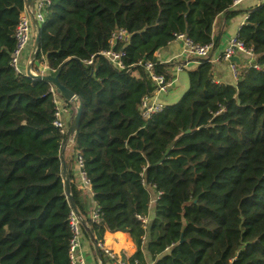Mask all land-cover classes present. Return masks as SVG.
<instances>
[{"label":"trees","instance_id":"16d2710c","mask_svg":"<svg viewBox=\"0 0 264 264\" xmlns=\"http://www.w3.org/2000/svg\"><path fill=\"white\" fill-rule=\"evenodd\" d=\"M235 1L50 0L45 12L37 60L52 76L61 70L60 83L82 102L74 151L100 221L85 209L80 182L71 194L98 243L106 232L131 236L130 264H264V3L247 10L237 33L254 59L240 62L235 85L216 83L214 63L200 60L184 69L188 87L178 101L141 116L154 85L137 64L151 61L173 78L176 64L156 54L179 34L213 43L211 57L217 22L242 12ZM25 8L26 0H0V264H70L60 154L76 109L68 103L63 136L51 86L11 66ZM118 30L129 35L114 47L126 54L125 70L100 55Z\"/></svg>","mask_w":264,"mask_h":264},{"label":"built area","instance_id":"2783aa9c","mask_svg":"<svg viewBox=\"0 0 264 264\" xmlns=\"http://www.w3.org/2000/svg\"><path fill=\"white\" fill-rule=\"evenodd\" d=\"M242 1L243 0H236L234 5H237ZM49 5L50 0H37L34 9L27 10V8H25V11L20 17V21L15 31L16 45L14 51L12 52L11 58V66L16 73L24 74L22 58L26 51L33 44L34 27L32 19L34 18L40 27L44 22L45 12ZM128 39L129 35L126 31L118 30L112 34V38L110 40L111 48L100 53L101 57L104 58L111 66H113L117 70H125L127 68L124 63L126 54L121 49L115 50L114 47L117 44L125 45L128 42ZM175 41L181 43L183 57L191 59L195 62H198L200 60H210L212 62L209 55L214 47L213 43L206 45L196 44L185 34L177 35ZM234 57H238L240 62L242 61L247 65H251L254 59L253 50L247 48L237 35L229 39L219 58L220 61L227 65L231 77L235 82H237L240 74V68L239 64L232 60ZM93 59L94 57L92 56L89 60L84 61V64L86 66L93 64ZM137 65L145 69L151 82L154 85L153 92L150 95L143 97L141 100V116L143 119L147 120L155 114L163 111L165 104L162 102L161 98L164 95L168 94L176 81V76L184 71V66L178 65L173 72V78H167L165 75L157 73L155 71V65L151 61H141ZM215 81L216 83H221L216 77ZM50 92L53 96V102L56 106L55 121L53 125L59 129L60 133L63 136H66L68 134V127L64 121V115L68 112V103L67 105H64V101L56 94L52 86ZM69 139H71V136H69ZM76 159L79 171L81 170L80 188L82 190H88L92 192L90 181L87 179L85 173L82 170L83 160L80 156H77ZM90 218L94 222L100 221V212L97 206L92 211ZM143 222L146 223L147 220H143ZM69 227L72 234L69 245L70 264H87L82 254L83 226L80 219L73 210L71 211L69 216ZM98 247L100 251L103 252L109 264H130L128 260L124 259L113 250L109 249L103 241L98 243ZM135 264H138V262H135Z\"/></svg>","mask_w":264,"mask_h":264},{"label":"crops","instance_id":"0c3cea01","mask_svg":"<svg viewBox=\"0 0 264 264\" xmlns=\"http://www.w3.org/2000/svg\"><path fill=\"white\" fill-rule=\"evenodd\" d=\"M37 0H26V8L27 10L34 9V6L36 4ZM264 0H243L241 3L234 5L233 10H241L242 12L237 14L235 17L231 18L229 21H225L221 25V18L215 25L214 34L216 36L220 35L218 47L214 50L211 60L214 63L215 66V77L221 82L226 84L235 85V81L231 77V74L228 70V67L225 63L219 60L221 53L223 52L225 46L227 45L229 39L233 36H236L241 26L245 23L247 17H248V11L249 9L255 8L256 6H259L262 4ZM32 52V45L30 48L26 51L22 58V66L23 70L25 72L26 66L28 64L29 58L31 56ZM156 56L161 62H174L176 66L172 68V73L175 71L176 67L178 65H183L184 69H191L196 66L197 62L187 59L182 56V46L181 43L178 41L172 42L170 45H168L166 48L159 51ZM46 65V63H45ZM47 66V65H46ZM185 74V76H180L181 73ZM181 72L176 76V81L173 85V87L170 89L168 94L164 95L161 100L162 102L166 104H171L176 101H178L180 97L181 90H185L188 86V78L185 71ZM33 73L38 74L39 71L36 67L33 68ZM76 106V105H75ZM76 109V107H73ZM73 108H70L68 106V112L64 115V121L66 125L70 124L71 120V113ZM62 152H64V159L67 164V168L70 170V182L71 185L74 183L80 182V171L77 165V155L74 151V142L71 139L67 141L65 144ZM151 204L149 209V217L148 221L151 220L154 214V206L155 202L157 200V195L154 191L151 190ZM82 201L84 203L85 209L87 210L88 214L91 215L92 211L96 208L97 204L94 200L93 193L84 190L82 194ZM82 217V216H81ZM83 218V217H82ZM84 220V218H83ZM85 221V220H84ZM104 244L111 250H113L115 253L123 257L124 259L131 258L137 251V247L131 238V236L128 233L124 232H106L103 237ZM82 254L86 260L87 264H101L98 260L94 247L87 235L83 236L82 238ZM146 259L149 261V255L147 252H144ZM104 261V259H103ZM104 264H109L107 260L104 261Z\"/></svg>","mask_w":264,"mask_h":264},{"label":"water","instance_id":"95a60500","mask_svg":"<svg viewBox=\"0 0 264 264\" xmlns=\"http://www.w3.org/2000/svg\"><path fill=\"white\" fill-rule=\"evenodd\" d=\"M33 27H34V40L32 44V52L31 56L29 58L28 64L26 66L24 75L28 78H30L34 83L36 82H47L50 86H52L56 92V94L64 101V105H67V103H73L76 105V113L74 116V119L71 123L69 134L75 142L77 132L80 127L81 122V115L83 110V105L81 100L69 89L64 87L60 81H59V75L61 70L54 76L49 74V68L45 65V63H41L37 60V54L40 47V36H39V25L36 22V20L32 19ZM237 64H240V60L238 57H234L232 59ZM36 67L39 71L38 74L33 73V68ZM60 159L62 162V180L65 187L66 196L68 198V201L70 203V206L72 210L75 212V214L78 216V218L81 221V224L83 228L85 229L93 247L96 253V256L101 264H104L100 249L98 247V243L95 240L94 236L92 235L90 229L87 227L85 221L81 217V214L78 211V208L76 206L75 200L71 194V182H70V170L67 168L66 161L64 159V152H61ZM81 171V170H80Z\"/></svg>","mask_w":264,"mask_h":264},{"label":"rangeland","instance_id":"374dc122","mask_svg":"<svg viewBox=\"0 0 264 264\" xmlns=\"http://www.w3.org/2000/svg\"><path fill=\"white\" fill-rule=\"evenodd\" d=\"M185 73H186V72H185ZM180 76H183V77H184V76H185L184 72L181 73ZM187 87H188V86H187ZM186 89H187V88H185V90H186ZM185 90H183V89L181 90L182 92H180V97H179V99L181 98V96L183 95V93L185 92ZM179 99H178V100H179ZM72 104H73V103H72ZM73 105H74V107H76L75 104H73Z\"/></svg>","mask_w":264,"mask_h":264}]
</instances>
